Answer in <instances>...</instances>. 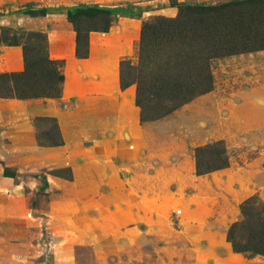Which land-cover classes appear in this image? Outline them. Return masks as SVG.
I'll list each match as a JSON object with an SVG mask.
<instances>
[{
    "label": "rangeland",
    "instance_id": "rangeland-1",
    "mask_svg": "<svg viewBox=\"0 0 264 264\" xmlns=\"http://www.w3.org/2000/svg\"><path fill=\"white\" fill-rule=\"evenodd\" d=\"M227 1L232 0L181 2L217 5ZM179 2L166 0L158 2L154 8L160 10L172 6L175 8L172 16L166 15L170 13L166 10L165 14L136 17L143 8L151 6L131 8L128 4L123 7L130 9L142 24L143 20L156 16L175 17L178 8L174 4ZM32 3L35 8L44 6ZM20 7L7 6V0H0L1 25L12 27L7 24V16L19 13ZM62 7H48L53 14L46 21L48 29H73ZM258 32V36L249 35L245 47L237 46L233 53L223 52L209 61L212 81L209 91L152 120L142 121L140 108L135 104L139 108L145 137L141 145L134 148L135 165L132 169H120L119 174L122 177L134 175L133 183L141 191L151 193L154 201L140 203L141 214L150 223L136 224L135 229L141 232L139 243L117 244L116 251L108 258L109 264H194L195 251L202 246L205 234L212 231L217 239L227 240L229 225L245 220L242 203L246 202V220L256 221L254 214L264 207V48H258L264 44V24L258 27ZM138 41L131 53L123 57L129 58L132 65L139 61ZM61 44L66 50L67 41ZM2 46L0 72L13 71L17 68L15 54L4 52ZM131 73L134 75L133 71ZM145 75H148L147 71ZM129 86L136 92L135 83ZM154 114L150 109L144 116L149 118ZM35 117L45 119L35 124ZM49 118L41 114L30 115L26 101L0 98V213L7 210L8 219L27 220L29 239L37 251L42 252L40 257L54 256V250L61 260H67L70 255L76 262L93 263V245L73 237V225L76 229L83 225L84 210L70 215L62 204V190L53 183V179L71 180L65 179L72 176L71 166L65 164L69 157L82 161L91 152L81 145L47 153L48 147L56 146L39 145L37 136L49 141L55 137V123ZM216 142H221L228 165L197 174L195 149ZM202 157L210 160L206 153ZM110 171L116 175L118 170ZM7 173L13 176H7ZM119 212L120 205L108 200L102 205L97 204L93 215H89L95 225L102 219L109 222L105 228L107 234H104L107 241L119 231L113 226ZM135 213L136 209L130 211L131 215ZM92 230L98 238L100 227L96 225ZM218 253L222 251L218 250Z\"/></svg>",
    "mask_w": 264,
    "mask_h": 264
},
{
    "label": "crops",
    "instance_id": "crops-1",
    "mask_svg": "<svg viewBox=\"0 0 264 264\" xmlns=\"http://www.w3.org/2000/svg\"><path fill=\"white\" fill-rule=\"evenodd\" d=\"M164 1L166 0H7V6H21L26 2H35L47 7L78 3L107 6L130 4L131 8L150 5L151 8L145 7L141 10L142 16L165 14L166 10L170 11L166 15L172 16L175 9L172 6L154 9L158 2ZM50 15L53 14L49 9L45 16L32 17L22 13L7 16V24L12 27L46 32L49 56L63 60L64 80L60 97L22 101L27 102L30 115H47L57 120L63 145L48 147L45 150L47 153L58 152V148L67 151L81 145L91 152V155L82 161L69 157L65 164L71 166L72 179L67 182L53 179V183L62 190V204L70 215L73 216L77 210H84L83 228L80 225V229H76V225H73L74 239L77 236L80 242L83 240L93 245L94 264H109L108 258L116 251L117 244L139 243L141 232L135 229L136 224L150 223L149 219L141 214L140 203L154 201V198L150 197L151 193L141 191V188L133 183L134 175L122 177L119 174L120 169H132L135 165L137 157L134 148L140 146L145 137L139 108L135 105V88H122L119 75L120 60L131 53L139 39L141 20L119 16L108 32H90L88 55L78 58L75 55V32L73 29H48L46 21ZM62 41H67L66 50L61 46ZM2 48L4 52L15 54L17 68L13 71L21 70L23 57L20 46ZM105 164L113 166L107 167ZM114 168L118 170L116 175L110 171ZM96 195L100 197L96 198ZM108 200L120 205V212L113 224L119 231L115 236H111L110 241L104 236L107 234L105 228L109 226V222L103 219L98 221L96 225L101 230L99 237L95 238L92 229L96 225L89 217L93 215L97 204L102 205ZM135 209L137 213L131 215L130 211ZM27 227V220L8 219L7 210L1 211L0 264H88L71 260L70 255L67 260H61L58 252L54 250V256L46 254L40 257L42 252L39 253L38 248L29 239ZM202 239V246L195 251L194 264H264L263 256L246 258L234 252L226 239L213 236L212 231ZM53 245L51 242V247ZM218 250L222 253H218Z\"/></svg>",
    "mask_w": 264,
    "mask_h": 264
},
{
    "label": "trees",
    "instance_id": "trees-1",
    "mask_svg": "<svg viewBox=\"0 0 264 264\" xmlns=\"http://www.w3.org/2000/svg\"><path fill=\"white\" fill-rule=\"evenodd\" d=\"M174 5L178 8L175 17L156 16L142 21L138 64L132 65L129 58H122L119 62L120 86L126 88L136 84L135 104L140 108L142 121L166 115L209 91L212 83L209 61L223 52L233 53L237 46L245 47L249 35L258 36V27L264 24V0H232L217 5L179 2ZM62 9L75 32V55L78 58L88 55L90 32L106 33L119 16L134 17L131 10L122 5L78 3ZM17 11L35 17L45 16L49 8H35L32 2H27ZM141 16V12L136 14V17ZM0 45L20 46L23 57L21 70L0 72L1 99L60 97L64 80L63 60L49 56L44 32L19 31L0 24ZM258 48H264V44ZM150 109L154 116L145 118ZM43 119L35 117L33 123ZM49 119L55 123V137L49 141L37 136L38 144L60 146L63 139L56 119ZM204 153L210 156V160L203 159ZM194 156L197 174L228 165L221 142L197 147ZM7 176L13 175L7 173ZM65 179H72V176ZM245 204H241L245 220L229 225L227 241L234 252L247 258L264 256V207L254 214L256 221H252L246 220Z\"/></svg>",
    "mask_w": 264,
    "mask_h": 264
}]
</instances>
